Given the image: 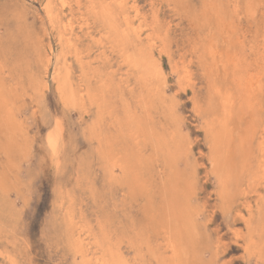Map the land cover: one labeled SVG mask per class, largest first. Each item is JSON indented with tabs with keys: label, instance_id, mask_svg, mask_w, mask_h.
Listing matches in <instances>:
<instances>
[{
	"label": "rangeland",
	"instance_id": "rangeland-1",
	"mask_svg": "<svg viewBox=\"0 0 264 264\" xmlns=\"http://www.w3.org/2000/svg\"><path fill=\"white\" fill-rule=\"evenodd\" d=\"M0 264H264V0H0Z\"/></svg>",
	"mask_w": 264,
	"mask_h": 264
},
{
	"label": "bare ground",
	"instance_id": "bare-ground-1",
	"mask_svg": "<svg viewBox=\"0 0 264 264\" xmlns=\"http://www.w3.org/2000/svg\"><path fill=\"white\" fill-rule=\"evenodd\" d=\"M94 1V0H93ZM76 3V2H75ZM78 1H77V5H78ZM75 5V4H74ZM89 5V4H88ZM113 5V4H112ZM62 6V5H61ZM92 7V6H91ZM130 9V8H129ZM91 11V10H90ZM130 12V11H129ZM127 18V17H126ZM82 19V18H81ZM126 20V19H125ZM87 22V21H86ZM116 26V25H115ZM95 27V26H94ZM105 27V26H104ZM82 28V27H81ZM107 31V30H106ZM118 31V30H117ZM141 31V30H140ZM87 32V31H86ZM112 32V31H111ZM148 33V32H147ZM112 34V33H111ZM138 37V36H137ZM110 38V37H109ZM114 38V37H113ZM149 38V37H148ZM110 41V40H109ZM153 42V41H152ZM108 45V44H107ZM223 47V46H222ZM102 50V49H101ZM139 51V50H138ZM141 53V52H140ZM137 54H138V52H137ZM48 58V57H47ZM146 60V59H145ZM59 62V61H58ZM139 63V62H138ZM64 65V64H63ZM62 65V66H63ZM146 67V66H145ZM137 73V72H136ZM68 75V74H67ZM57 77V76H56ZM142 78V77H141ZM140 78V79H141ZM147 79V78H146ZM147 83V82H146ZM130 90V89H129ZM62 92V91H61ZM150 101V100H149ZM161 103V102H160ZM152 107V106H151ZM143 109V108H142ZM99 110V109H98ZM122 110V109H121ZM157 111V110H156ZM143 112V111H142ZM146 113V112H145ZM149 113V112H148ZM100 114H102V113H100ZM139 117V116H138ZM142 117V116H141ZM147 117V116H146ZM116 118V117H115ZM99 123V122H98ZM95 124V123H94ZM168 127V126H167ZM164 128V127H163ZM144 129V128H143ZM11 131V130H10ZM60 132V131H59ZM149 132H150V130H149ZM142 133V132H141ZM51 136V135H50ZM173 136V135H172ZM176 136V135H175ZM109 137V136H108ZM50 138H52V136L50 137ZM59 138V137H58ZM148 140H149V138H148ZM143 142V141H142ZM51 144V143H50ZM181 144V143H180ZM56 145V144H55ZM136 145V144H135ZM178 145V144H177ZM53 146V145H52ZM157 146V145H156ZM144 147V146H143ZM104 148V147H103ZM158 149V148H157ZM109 151V150H108ZM101 152V151H100ZM104 152V151H103ZM112 152V151H111ZM113 153V152H112ZM119 153V152H118ZM120 154V153H119ZM130 154V153H129ZM141 154V153H140ZM113 155V154H112ZM117 156V155H116ZM131 156V155H130ZM136 156V155H135ZM175 157V156H174ZM151 158V157H150ZM135 159V158H134ZM173 160V159H172ZM131 161V160H130ZM170 160H169V158H168V163H170L169 162ZM179 162V161H178ZM112 163V162H111ZM118 163V162H117ZM134 165V164H133ZM127 166V165H126ZM119 167V166H118ZM115 168V167H114ZM124 169V168H123ZM129 173V172H128ZM218 174V173H217ZM118 175V174H117ZM123 175V174H122ZM132 175V174H131ZM114 179H116V178H114ZM178 179V178H177ZM117 180V179H116ZM142 180V179H141ZM179 180V179H178ZM114 182V181H113ZM147 183V182H146ZM224 183V182H223ZM135 188V187H134ZM168 189V188H167ZM135 190V189H134ZM126 194V193H125ZM168 195V194H167ZM169 196V195H168ZM137 197V196H136ZM175 201V200H174ZM167 205V204H166ZM185 206V205H184ZM183 209V208H182ZM169 214V213H168ZM160 218V217H159ZM171 218V217H170ZM171 221V220H170ZM166 222V221H165ZM186 233V232H185ZM190 235H191V233H190ZM164 238V237H163ZM164 240V239H163ZM165 244V243H164ZM176 245V244H175ZM190 246H192V245H190ZM173 247V246H172ZM178 248V247H177ZM177 250V249H176ZM178 251V250H177ZM172 252V251H171ZM189 252V251H188ZM170 255H171V253H170ZM176 255V254H175ZM186 255V254H185ZM185 258V257H184Z\"/></svg>",
	"mask_w": 264,
	"mask_h": 264
}]
</instances>
